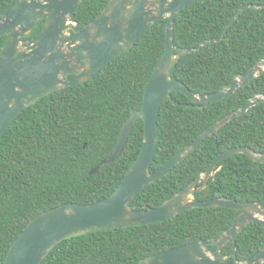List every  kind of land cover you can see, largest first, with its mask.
Segmentation results:
<instances>
[{
    "label": "trees",
    "instance_id": "trees-1",
    "mask_svg": "<svg viewBox=\"0 0 264 264\" xmlns=\"http://www.w3.org/2000/svg\"><path fill=\"white\" fill-rule=\"evenodd\" d=\"M109 0H84L72 20L82 27L95 20ZM17 0H0V16ZM264 0H205L182 9L173 23L176 53L221 35L236 12ZM166 19L155 23L135 46L106 64L91 79L57 90L22 111L0 140V264L25 229L40 213L64 203L90 204L115 191L140 153L145 125L139 119L122 155L111 156L121 130L134 110L142 107L144 92L166 48ZM44 22L24 39L36 37ZM6 37H0V52ZM264 58V8L246 9L221 42L185 53L173 77L198 94L226 89ZM264 93L260 75L232 96L208 105L194 104L182 92L165 98L159 114L158 147L152 171L188 146L200 133L249 99ZM247 146L264 154V102L232 119L203 140L180 164L148 185L133 202L134 209L156 208L185 188L221 152ZM200 186V185H199ZM199 200L217 197L241 202L264 199V163L240 153L221 161L216 175ZM238 211L226 207H198L175 218L149 225L118 227L68 238L42 264H139L140 260L181 245L214 238L230 228ZM237 259L248 261L264 247V225L252 222L237 238ZM222 254L235 260L234 244Z\"/></svg>",
    "mask_w": 264,
    "mask_h": 264
},
{
    "label": "water",
    "instance_id": "water-1",
    "mask_svg": "<svg viewBox=\"0 0 264 264\" xmlns=\"http://www.w3.org/2000/svg\"><path fill=\"white\" fill-rule=\"evenodd\" d=\"M83 1L17 0L0 16V37H6L0 52V140L27 107L57 90L91 79L106 64L131 50L155 23L166 19L165 52L146 84L142 107L134 110L125 122L114 153L92 169L91 174H98L102 165L119 159L139 119L145 125L143 144L137 159L113 193L95 203L69 202L40 213L15 240L3 264H42L50 252L68 238L112 228L164 222L198 207H226L237 210L238 214L233 225L221 235L152 254L139 264H264V247L248 261L236 258L237 238L242 231L255 221L264 225V199L241 202L221 197L211 200L195 197L216 175L219 163L230 156L243 153L254 162L264 163V154L250 147L237 146L221 152L205 173L156 208L134 209L132 206L148 185L174 169L203 140L264 102V93L249 99L152 171L158 147L160 108L165 98L173 99V92H182L194 103L183 106L199 108L195 104L208 105L228 98L264 75L263 58L247 73L235 77L226 89L201 95L173 77L180 58L206 44L221 42L246 9H263L264 4L243 5L219 37L177 54L173 37L175 18L182 9L205 0H109L95 20L80 27L72 20V15ZM42 22L41 32L25 40ZM231 241L234 244L233 261L222 254L223 248Z\"/></svg>",
    "mask_w": 264,
    "mask_h": 264
}]
</instances>
